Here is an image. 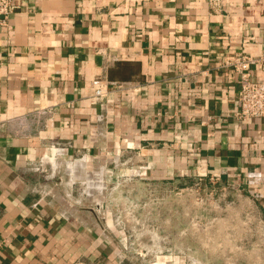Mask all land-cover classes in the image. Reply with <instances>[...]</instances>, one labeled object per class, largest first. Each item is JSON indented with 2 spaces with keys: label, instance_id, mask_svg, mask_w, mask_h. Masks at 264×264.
Returning <instances> with one entry per match:
<instances>
[{
  "label": "crops",
  "instance_id": "obj_1",
  "mask_svg": "<svg viewBox=\"0 0 264 264\" xmlns=\"http://www.w3.org/2000/svg\"><path fill=\"white\" fill-rule=\"evenodd\" d=\"M221 1L12 0L0 25V264H146L31 169L57 144L110 169L119 152L114 175L147 165V187L218 178L264 218V118L236 119L239 78L223 66L247 54L264 80V0Z\"/></svg>",
  "mask_w": 264,
  "mask_h": 264
},
{
  "label": "rangeland",
  "instance_id": "obj_2",
  "mask_svg": "<svg viewBox=\"0 0 264 264\" xmlns=\"http://www.w3.org/2000/svg\"><path fill=\"white\" fill-rule=\"evenodd\" d=\"M52 157L51 152L45 160ZM45 160L44 164L48 163ZM107 161L106 157L97 168L92 162L85 170L88 176L103 170ZM56 162L61 164L57 177H62L63 186L59 190H65L64 183L71 181L64 171L68 162L63 156H57ZM114 174L102 171L99 188L106 186L102 195L111 219L121 229V246L134 256L140 253L142 258H138L146 264H153L158 257L165 264L168 260L175 264H264V218L252 202L222 180L202 177L176 190L143 186L140 177H133V184L115 182L129 176L125 172ZM82 176H74L72 195L77 200L85 196L83 190L92 193L98 188L88 185ZM90 202L86 200L84 206Z\"/></svg>",
  "mask_w": 264,
  "mask_h": 264
},
{
  "label": "built area",
  "instance_id": "obj_3",
  "mask_svg": "<svg viewBox=\"0 0 264 264\" xmlns=\"http://www.w3.org/2000/svg\"><path fill=\"white\" fill-rule=\"evenodd\" d=\"M211 3L216 8H222L221 5L223 3L221 0H211ZM14 8L15 7L12 4V0H0V25L6 24V20ZM257 62V59L247 54H235L227 56L224 60L223 66L230 67L233 72L238 75L239 78V91L237 96V110L235 112V117L240 121H247L253 118H264V80H252L250 74L251 66L255 65ZM260 63L262 68H264V59H262ZM110 83L111 82L108 81L106 76H100L92 82V95L96 99V101L101 102V100L106 98L107 94L109 93L108 86ZM115 85L117 90H122L121 85L116 83ZM98 118L101 119V116H99ZM70 148L71 144L69 143H66L64 145H52V158L55 159L49 158V160H53L54 162L51 163L50 161H46L44 156L40 158L39 161L34 164L31 169L35 172L44 174L45 178L47 179L57 178V182L55 183V187H57L58 185L62 184V177H57L58 169L60 168L61 164L59 165V162H56L58 155L55 156L53 150H61V153L64 157V161L68 162V164L74 163L78 160H89L90 164L92 162L98 163L101 159H104L105 157L100 155L91 159L89 158V156L87 157L86 154H81L77 158L69 157ZM112 158V168L115 169L117 166H119L120 163L119 152H116L115 157ZM44 160L45 163H48L44 164ZM129 161L130 159H126V162ZM88 168H91V166L86 167V169ZM112 168L109 169L108 165H104L103 171H106L112 175ZM147 170V165H140L136 167L130 166L127 171L129 177L126 178L125 181L132 180L133 177H140V179H142L146 175ZM73 185H75L74 181L66 182V184L64 183L66 189L62 192V197H64L65 202L74 210L76 207H80L93 212L101 222L102 235H104V238H107V236L109 235L108 232H114L113 229L117 228V230L119 231L118 234H111V236L114 237V240L121 245V229L119 230V228L115 225V222L111 219V212L108 210V206L106 205V197L102 195V192L104 191L106 186L104 185L102 188H95L93 194L89 196L83 190L85 196L81 199L79 197L77 200L74 199L72 195ZM86 200L91 201V204L89 206H84ZM71 202L75 203L76 207H73V205L70 204ZM137 256L142 258L140 253H137ZM159 259L160 257H158L156 259V262H154L153 264H165L164 262H162L163 260L160 262Z\"/></svg>",
  "mask_w": 264,
  "mask_h": 264
},
{
  "label": "bare ground",
  "instance_id": "obj_4",
  "mask_svg": "<svg viewBox=\"0 0 264 264\" xmlns=\"http://www.w3.org/2000/svg\"><path fill=\"white\" fill-rule=\"evenodd\" d=\"M61 152L62 151L59 149L53 150V153H55V155H58V156H62ZM47 161H51V160H47ZM86 166H88V162L86 160H82V161H77L76 163L68 164L66 167H67V170L70 171L73 176H82L84 174L83 170ZM76 170L80 171L81 173H77ZM102 171L103 170L101 169V171L95 172L94 174H91L89 176L84 175V176H82V179L85 180L88 183V185H90L91 182L93 181V179H99L100 178ZM98 185L100 187L102 186L101 183H98ZM90 186H92V185H90ZM88 193H89V191H88Z\"/></svg>",
  "mask_w": 264,
  "mask_h": 264
}]
</instances>
